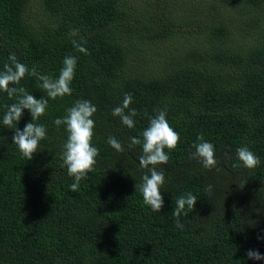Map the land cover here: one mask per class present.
I'll use <instances>...</instances> for the list:
<instances>
[{
  "label": "trees",
  "instance_id": "16d2710c",
  "mask_svg": "<svg viewBox=\"0 0 264 264\" xmlns=\"http://www.w3.org/2000/svg\"><path fill=\"white\" fill-rule=\"evenodd\" d=\"M12 53L54 79L66 56L77 64L71 95L48 99L33 121L46 137L31 160L2 125L15 101L0 92V264H264L246 256L264 255V0H0V71ZM38 84L26 75L16 86L47 98ZM125 93L137 111L131 129L112 114ZM76 100L96 106L99 155L72 192L60 159L67 134L53 121ZM158 109L180 139L156 166L164 204L153 212L137 188L150 174L142 146L127 145ZM30 121L25 109L16 127ZM199 134L214 145L216 168L190 158ZM245 145L260 158L253 169L233 167ZM189 192L197 200L179 229L172 210Z\"/></svg>",
  "mask_w": 264,
  "mask_h": 264
},
{
  "label": "clouds",
  "instance_id": "9594fccd",
  "mask_svg": "<svg viewBox=\"0 0 264 264\" xmlns=\"http://www.w3.org/2000/svg\"><path fill=\"white\" fill-rule=\"evenodd\" d=\"M78 35L77 29H72L69 32V36L73 37L71 43L77 51L87 54V49L83 47L86 41L78 42L74 38ZM8 61L9 63H5L3 70L0 71V92L7 93V96L14 99L15 102L4 106L6 111L2 117V125L14 129L12 143L17 146L23 159L31 160L38 151L40 141L46 137L45 126L33 121H37L45 114L48 99L55 100L58 97L71 95L70 84L75 75L77 58L71 55L66 56L63 59V66L59 75L55 79L38 73L36 66L29 69L27 65L18 62L14 53L9 55ZM26 75L36 77L39 81L38 87L46 93L47 98L37 99L23 87L16 86ZM131 102V94L125 93L122 104L112 110V114L118 116L121 123L130 129L135 127L134 117L137 116L136 109L129 108ZM25 109L29 111L31 121L26 123L21 130L16 125L23 116V110ZM96 111V106L90 101L76 100L73 106L66 109L65 116L58 117L53 121L57 128L63 125L67 134L60 153V159L62 160L61 167L66 168L67 175L73 178L74 182L69 185V190L72 192H77L80 181L94 170L96 157L99 155V149L92 145L95 128L92 117ZM154 111L155 115L148 116V126L142 131L141 136L130 138L127 149L131 150L137 145L142 146L139 165L141 168L149 169L150 174L145 173L142 175L141 183L137 188L142 194L143 204L150 207L153 212H160L164 204L160 187L164 184L165 177L162 171L156 170V166L168 163L169 156L165 149L168 151L174 150L180 137L168 123L166 110L158 109ZM196 140L197 143L193 144L195 151L189 154L190 158L198 160L204 169L216 168L217 160L214 145L205 141L203 134H199ZM107 143L118 153L125 151V147L114 136H109ZM236 157L239 163L233 164V167L253 169L260 164V158L246 145L236 149ZM217 171H219L218 168ZM211 190L212 185H208L205 189L209 195ZM196 200L197 196L191 192L176 199V207L172 210V214L176 218L175 226L177 228L183 229L184 225L179 218L182 214L187 215L188 211L193 210ZM257 239H264V237L258 235ZM246 256L254 260H264V255L256 250H248Z\"/></svg>",
  "mask_w": 264,
  "mask_h": 264
}]
</instances>
